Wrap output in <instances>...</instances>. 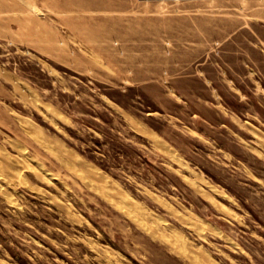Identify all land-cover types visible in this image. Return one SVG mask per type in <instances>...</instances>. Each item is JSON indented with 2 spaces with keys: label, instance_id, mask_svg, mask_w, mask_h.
Returning <instances> with one entry per match:
<instances>
[{
  "label": "rangeland",
  "instance_id": "rangeland-1",
  "mask_svg": "<svg viewBox=\"0 0 264 264\" xmlns=\"http://www.w3.org/2000/svg\"><path fill=\"white\" fill-rule=\"evenodd\" d=\"M0 264H264V0H0Z\"/></svg>",
  "mask_w": 264,
  "mask_h": 264
}]
</instances>
